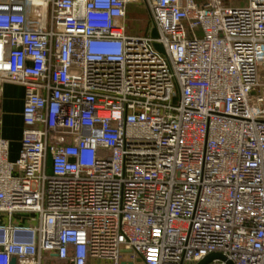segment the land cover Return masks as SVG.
I'll list each match as a JSON object with an SVG mask.
<instances>
[{"label":"built area","instance_id":"built-area-1","mask_svg":"<svg viewBox=\"0 0 264 264\" xmlns=\"http://www.w3.org/2000/svg\"><path fill=\"white\" fill-rule=\"evenodd\" d=\"M3 83L0 264H264V0H0Z\"/></svg>","mask_w":264,"mask_h":264},{"label":"crops","instance_id":"crops-1","mask_svg":"<svg viewBox=\"0 0 264 264\" xmlns=\"http://www.w3.org/2000/svg\"><path fill=\"white\" fill-rule=\"evenodd\" d=\"M229 5H244L246 0H224ZM24 87L14 83L0 85V137L9 141V159L18 156L23 122L21 112Z\"/></svg>","mask_w":264,"mask_h":264},{"label":"water","instance_id":"water-1","mask_svg":"<svg viewBox=\"0 0 264 264\" xmlns=\"http://www.w3.org/2000/svg\"><path fill=\"white\" fill-rule=\"evenodd\" d=\"M150 35L153 38H157L158 37L157 30L155 28H153L150 32ZM154 47L159 52L164 53V49L160 44L154 43ZM214 261H219V262H222L224 264H233V262L230 259H228L224 254L219 253V252H212V253L206 255L204 258L199 260L196 264H211ZM12 264H14V260H12Z\"/></svg>","mask_w":264,"mask_h":264},{"label":"rangeland","instance_id":"rangeland-1","mask_svg":"<svg viewBox=\"0 0 264 264\" xmlns=\"http://www.w3.org/2000/svg\"><path fill=\"white\" fill-rule=\"evenodd\" d=\"M130 10H131V14H129L130 17L129 25L132 28V30L133 28L136 29L138 34L146 33L145 28L147 25L146 19L148 15L144 13L141 9H139L137 6H132ZM28 224L31 223L28 222ZM185 264H190V263L187 262Z\"/></svg>","mask_w":264,"mask_h":264}]
</instances>
